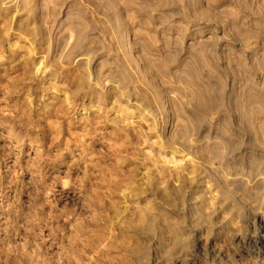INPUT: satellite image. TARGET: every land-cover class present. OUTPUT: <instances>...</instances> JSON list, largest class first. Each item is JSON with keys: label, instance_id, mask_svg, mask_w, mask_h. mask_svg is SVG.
Here are the masks:
<instances>
[{"label": "rangeland", "instance_id": "obj_1", "mask_svg": "<svg viewBox=\"0 0 264 264\" xmlns=\"http://www.w3.org/2000/svg\"><path fill=\"white\" fill-rule=\"evenodd\" d=\"M260 179L264 0H0V264H252Z\"/></svg>", "mask_w": 264, "mask_h": 264}, {"label": "bare ground", "instance_id": "obj_2", "mask_svg": "<svg viewBox=\"0 0 264 264\" xmlns=\"http://www.w3.org/2000/svg\"><path fill=\"white\" fill-rule=\"evenodd\" d=\"M237 181L240 182V180ZM239 184L243 185L241 183ZM244 190H246L245 193H243V195L239 197L244 201H241L240 204H243V208H248L247 213H249L251 223H248V225H246V230L247 232L251 231L254 235V240H252L250 236H246L245 239H247L248 241H253L254 243L255 240L264 242V234L260 235V233L258 232L261 231L262 233H264V214L261 212L262 210H264V181H262L261 179L255 181V183H253V186H250L248 189ZM224 255L226 256L227 254ZM28 260L29 262H31L30 259ZM225 264H236V261L234 259L226 257ZM252 264H264V250L262 255H257V257L253 259Z\"/></svg>", "mask_w": 264, "mask_h": 264}]
</instances>
